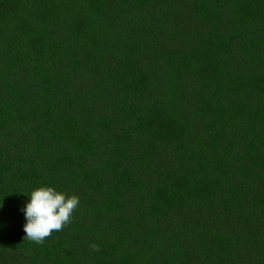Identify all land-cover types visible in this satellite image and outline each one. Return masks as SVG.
Wrapping results in <instances>:
<instances>
[{
	"label": "trees",
	"instance_id": "1",
	"mask_svg": "<svg viewBox=\"0 0 264 264\" xmlns=\"http://www.w3.org/2000/svg\"><path fill=\"white\" fill-rule=\"evenodd\" d=\"M0 264H264V0H0Z\"/></svg>",
	"mask_w": 264,
	"mask_h": 264
},
{
	"label": "clouds",
	"instance_id": "2",
	"mask_svg": "<svg viewBox=\"0 0 264 264\" xmlns=\"http://www.w3.org/2000/svg\"><path fill=\"white\" fill-rule=\"evenodd\" d=\"M30 200L22 209L25 215V237L29 241L42 244L52 232L62 231L71 222L72 214L79 206V197L68 195L53 186H41L26 193ZM91 247L99 251L93 243Z\"/></svg>",
	"mask_w": 264,
	"mask_h": 264
}]
</instances>
